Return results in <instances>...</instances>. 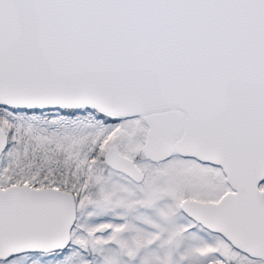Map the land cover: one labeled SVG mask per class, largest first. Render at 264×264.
Masks as SVG:
<instances>
[{"label": "snow or ice", "instance_id": "1", "mask_svg": "<svg viewBox=\"0 0 264 264\" xmlns=\"http://www.w3.org/2000/svg\"><path fill=\"white\" fill-rule=\"evenodd\" d=\"M0 264H264V0H0Z\"/></svg>", "mask_w": 264, "mask_h": 264}]
</instances>
